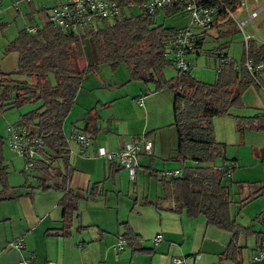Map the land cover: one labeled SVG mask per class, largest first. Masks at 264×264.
<instances>
[{
    "label": "crops",
    "instance_id": "1",
    "mask_svg": "<svg viewBox=\"0 0 264 264\" xmlns=\"http://www.w3.org/2000/svg\"><path fill=\"white\" fill-rule=\"evenodd\" d=\"M65 1L54 0L47 11L51 13ZM259 1L246 0L245 10L238 7L234 11L235 18H246L249 12L256 11V15L246 22L254 35L244 29L250 39L248 50L242 41L240 65L234 64L237 69L249 59L246 52L252 43L257 47L264 46V39L257 32L262 28V19L254 22L264 12V3L257 7ZM37 7L32 0H0V73L16 68L18 53L6 51L7 46L21 30L35 32L36 28L30 30L21 16L25 11L29 14L35 12ZM160 11L159 8L154 14L156 21ZM179 13L186 15L182 10L173 14ZM9 21H13L15 30L8 31L7 28L12 26ZM212 27L220 31L223 28L227 30L225 32H240L234 20H226L223 13L215 17L205 35ZM200 41H204V35ZM201 43L187 54H199ZM224 47L226 45L209 53L214 58L215 78L222 66L231 62ZM168 52L173 56L171 48L167 49ZM85 60V64L92 63L95 56L90 62L87 58ZM244 66L250 76L264 69L248 70ZM252 78L253 82L246 91L253 86L259 95L252 99L256 112L247 116L243 113L241 118L264 111V73ZM123 99H126L125 104L121 101ZM172 100L173 93L166 87L154 89L152 82L131 80L122 62L115 67L101 64L97 70L85 73L62 121L66 144L63 152L67 157H46L40 152L35 158L38 165L32 167L38 169L34 171V184L11 182L12 187L7 177L9 166L3 156L0 157V264H21L23 260H31L34 264H176V260H180L178 264H250V257L256 251L257 236L264 235V232L254 230L255 225L251 224L249 231L255 234V238H245V225L236 222L237 206L234 210L231 208L232 197L229 210L241 229L235 237L230 231L208 223L203 215L190 216L184 210H177L174 202L166 196L164 180L178 176L180 170L163 163L166 159L174 161L176 155L177 132L174 126L168 128L172 126ZM17 123L7 124L5 130ZM31 127L30 131L39 134L35 127ZM237 129L238 145L245 143L246 146V137L254 135L250 136V151L249 147L244 151L248 157L236 154L228 159L233 168L235 166L232 175L231 171H224L229 166L226 162L215 168L221 169L226 180L232 182L231 190L234 182L256 183L255 187H241L237 192L239 203L252 190L260 186L264 188V131L247 125ZM163 130H167L165 137L161 134ZM76 133L87 136L88 145H79L73 138ZM142 137L151 141L152 151L146 153L139 148L132 174L118 165L115 157L109 161L98 155L99 148L114 154L125 142H138ZM4 141L7 143V130ZM30 169H24V172ZM175 170L178 174L169 175ZM246 171L254 178L244 180L242 175ZM67 192L81 193L75 200L76 209L70 224L65 223L63 216L62 200ZM260 195H263L261 204H264V190ZM251 200L239 205L243 208ZM258 220L263 223L260 215ZM157 234L160 239L155 244L153 239ZM16 241L21 244L19 248L10 245ZM233 241L240 248L229 253L227 248ZM252 242L255 246L249 249L247 245ZM235 252H238L236 260L227 256Z\"/></svg>",
    "mask_w": 264,
    "mask_h": 264
},
{
    "label": "trees",
    "instance_id": "2",
    "mask_svg": "<svg viewBox=\"0 0 264 264\" xmlns=\"http://www.w3.org/2000/svg\"><path fill=\"white\" fill-rule=\"evenodd\" d=\"M116 1L119 12L112 21L95 19L76 30L53 27L48 19L50 12L47 9L41 11V26L33 33L21 30L7 46L6 51L18 53V63L13 71L0 73V111L24 102H41L37 109L23 114L16 125H24L28 130L31 126L37 129L42 140L41 153L46 157H67L63 152L66 144L61 126L83 75L97 70L101 64L115 67L120 62L124 63L131 80L152 82L156 89L166 87L173 93L172 126L177 132L174 159L180 162L188 160L192 164L182 165L178 176L164 180L166 196L174 202L177 210H184L190 216L203 215L208 223L230 231L233 236L238 234L241 229L229 210L232 182L227 181L225 173L213 165L216 157H221L222 163L226 157L224 145L214 139L212 118L227 114L239 102L242 92L252 84V76L264 73V69L250 76L245 64L237 69L230 62L222 66L210 84L193 79L188 69L176 70L175 77L165 80L162 69L166 64L173 66V58L171 63L166 54L168 48L173 52L171 40L177 29L158 23L154 15L157 10L148 13L142 8L145 0ZM223 1L231 12L240 5V0ZM133 4L139 6L140 13L123 15L122 7L131 12ZM160 9L165 16L182 10L176 4ZM220 12L226 20H231L225 11ZM99 21L104 22L103 26L98 25ZM203 35L205 32L196 35L194 48L200 46ZM88 42L95 61L85 64ZM246 57L254 66L264 62V46L257 47L252 43ZM50 76L54 78L53 82ZM236 124L240 130L247 125L264 131V111L253 117L237 118ZM2 143L0 139V157ZM38 163L37 160L33 167ZM236 185L242 189L245 185L255 187L256 183L236 182ZM263 190L262 186L252 190L239 204L242 206ZM67 194L62 200L63 216L65 223L70 224L76 209L75 200L81 193ZM260 217L264 223V211ZM263 243L264 235L259 234L253 255L264 252ZM239 248L233 241L227 251L230 253ZM227 256L236 260L238 252ZM250 264H264V260Z\"/></svg>",
    "mask_w": 264,
    "mask_h": 264
},
{
    "label": "rangeland",
    "instance_id": "3",
    "mask_svg": "<svg viewBox=\"0 0 264 264\" xmlns=\"http://www.w3.org/2000/svg\"><path fill=\"white\" fill-rule=\"evenodd\" d=\"M28 1V0H27ZM33 3L36 5V11L31 12L30 14L25 11V15L23 14L21 17H24L25 24L27 27H40L42 24V18H41V11H45V9H49L52 4L54 3V0H32ZM264 3V0H260L257 4V7L261 6ZM140 8L138 5L133 4L131 7V12L128 11L125 7H122V14L125 16L129 15H138L140 13ZM243 13H240L242 15ZM238 15L237 17H240ZM262 19V28L257 30L258 34L261 36L262 39H264V12L260 13L258 18L254 21H258ZM110 22V20H107ZM13 22V21H9ZM157 22L161 23L164 27H170V28H183L187 27L189 25V19L184 15L183 13L179 14H170L165 16V14L160 11L157 17ZM102 21L98 22L99 26H103ZM246 32L250 35H252V29L247 24L244 25ZM15 24L12 23V26L10 28H7L8 31L15 30ZM250 28V29H248ZM244 30V31H245ZM227 30H224L223 28L220 30H217L215 27H212L209 32H207L206 35H204V41L201 43L200 53L199 54H186L185 59L189 62L188 71L196 80L205 82V83H213L215 80V74H216V67L214 63L213 55L209 53L215 52V50L219 49L221 46L224 47V52H227L228 58L230 61L235 65H240L241 59H242V53H243V45H242V38L241 34L238 31H231V32H225ZM254 35V34H253ZM88 42L87 44H89ZM86 44L85 48V54L88 61H92L93 58V51L92 47ZM172 55L168 52L166 54V59L171 60ZM124 73L126 70L122 68ZM176 70L171 66L170 64H166L162 69V78L165 80H170L176 75ZM121 75V74H119ZM20 78V77H19ZM50 80L53 82L54 78L50 76ZM153 88L156 89L155 84L153 83ZM262 93V92H261ZM242 95V94H241ZM254 97H259V95L254 91V87L251 86L249 90L246 91L243 94V96L240 97L239 102L232 106L228 110V115H216L212 118V125L214 130V138L217 142L225 144L224 146V156L227 158L225 160L226 163L229 165L230 162L228 159H231L235 157L236 154L239 155V157H248L247 154H244V151L248 149L249 151L251 149V139L250 135L246 137V146L245 143L242 145H238L237 133L239 132L237 129V118H241V114L245 113V116L254 114V110L252 107V99ZM122 103H126V99L121 100ZM245 101V103H244ZM41 102L39 101H29L24 102L20 104L19 106H13L9 108H5L4 110L0 111V139L3 141L1 145V154L3 158L5 159V163L9 166V170L7 172L8 177V183L12 187L13 184L11 182H16L19 185H24L25 181L30 184H34L35 182V172L38 169L32 168L30 170H27L24 172L25 169V162L23 158L13 153L6 141H4V138L6 136V130L5 127L7 124L10 123H17L21 120V116L23 114L29 113L35 109H37L40 106ZM173 126H169L168 128H172ZM32 130V127L30 128ZM237 130V133H236ZM167 133V130H163L161 134L163 137H165ZM221 157H216L213 161L214 166H218L222 163ZM163 163H168V166L174 165L175 167L181 168V166H187L189 164H192L190 161L185 160L183 162L180 161H172L171 159L163 160ZM237 169V168H236ZM235 171V166L232 168L230 174L232 175ZM242 176H244V180H250L254 177L251 172L246 171ZM24 177H28L26 180ZM233 180V179H232ZM234 186L231 190V197L233 200V203L231 205L232 210H234V207L237 206V218L236 222L238 224L245 225V238L254 237L255 234H252L249 231V226L251 224L255 225L254 230H260L264 232V223H261L258 220V216L262 213V208L264 207V204H261V201H263V195H260L258 198H255L245 204V206L242 208L238 203L239 195L237 192L240 190L236 183H233ZM241 199V197H240ZM231 214V212H230ZM235 217V216H233ZM249 242V240H248ZM264 244V243H263ZM255 246V243L252 242L250 245L248 244L247 247L249 249L253 248Z\"/></svg>",
    "mask_w": 264,
    "mask_h": 264
},
{
    "label": "built area",
    "instance_id": "4",
    "mask_svg": "<svg viewBox=\"0 0 264 264\" xmlns=\"http://www.w3.org/2000/svg\"><path fill=\"white\" fill-rule=\"evenodd\" d=\"M170 4L178 5L189 19V25L178 29L171 40L175 70L185 71L188 69L189 63L185 59V55L194 48L196 35L206 32L212 26L215 17L221 14L220 11H225L227 16L234 20L236 27L241 32L244 48L248 50L250 36L245 34L243 28L246 22L256 15V11L249 12L246 18H235L234 11L231 12L223 0H145L142 3V8L146 12L152 13L160 7ZM239 7L245 10L246 0H240ZM118 12L119 7L116 0H66L50 13L48 19L53 27L76 30L84 28L86 24L93 22L95 19L111 20L117 16ZM29 29L33 30L32 27ZM223 61L221 60V62ZM251 63L249 59L245 61L248 70L264 68V62L256 66ZM6 130L9 148L24 159L25 169L32 168L36 163L35 158L42 151L40 135L33 133L30 129L28 130L24 125H9ZM73 138L82 146L89 143V138L83 134L76 133ZM139 148H142L146 153H151L152 143L148 138L142 137L138 142H125L114 154L107 152L104 148H99L98 155L104 156L109 161L112 157H115L117 164L132 174L136 166V156ZM231 169L232 165H229L224 168V171L230 172ZM176 174H178L177 170L169 173L172 176ZM159 239L160 234H157L153 239L154 243L156 244ZM10 245L15 248L21 246L19 241ZM263 260V251H259L250 257V263ZM175 263H180V260H176ZM21 264L34 263L31 260H23Z\"/></svg>",
    "mask_w": 264,
    "mask_h": 264
}]
</instances>
